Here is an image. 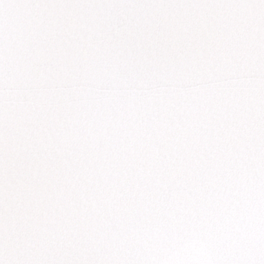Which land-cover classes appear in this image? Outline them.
Here are the masks:
<instances>
[{
  "label": "snow or ice",
  "instance_id": "1",
  "mask_svg": "<svg viewBox=\"0 0 264 264\" xmlns=\"http://www.w3.org/2000/svg\"><path fill=\"white\" fill-rule=\"evenodd\" d=\"M0 264H264V0H0Z\"/></svg>",
  "mask_w": 264,
  "mask_h": 264
}]
</instances>
